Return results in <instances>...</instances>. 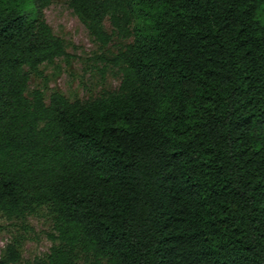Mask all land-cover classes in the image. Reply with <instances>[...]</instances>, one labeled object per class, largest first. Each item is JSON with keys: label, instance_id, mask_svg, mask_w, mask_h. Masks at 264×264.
<instances>
[{"label": "trees", "instance_id": "16d2710c", "mask_svg": "<svg viewBox=\"0 0 264 264\" xmlns=\"http://www.w3.org/2000/svg\"><path fill=\"white\" fill-rule=\"evenodd\" d=\"M52 1L0 0V214L49 218L31 264H264V0H64L119 79L73 100L30 88L67 55Z\"/></svg>", "mask_w": 264, "mask_h": 264}, {"label": "rangeland", "instance_id": "374dc122", "mask_svg": "<svg viewBox=\"0 0 264 264\" xmlns=\"http://www.w3.org/2000/svg\"><path fill=\"white\" fill-rule=\"evenodd\" d=\"M44 16L53 32L64 39L67 55L53 65L41 66L40 73L32 74L30 88H42L46 96L57 90L71 100L95 97L117 88L116 70L104 59L109 52L90 38L64 0H53ZM105 26L109 31L107 22ZM24 226L26 228L21 229L20 222L8 220L0 214V257L13 238L20 242L21 260L17 264H31L49 251L52 245L48 238L49 218L42 212L29 217Z\"/></svg>", "mask_w": 264, "mask_h": 264}]
</instances>
